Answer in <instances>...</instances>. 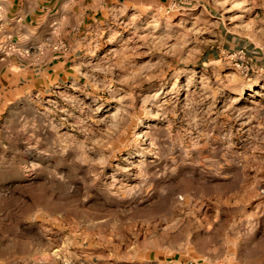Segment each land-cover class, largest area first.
<instances>
[{
	"label": "rangeland",
	"instance_id": "rangeland-1",
	"mask_svg": "<svg viewBox=\"0 0 264 264\" xmlns=\"http://www.w3.org/2000/svg\"><path fill=\"white\" fill-rule=\"evenodd\" d=\"M78 47L75 78L0 83V264L264 251V0L115 10Z\"/></svg>",
	"mask_w": 264,
	"mask_h": 264
},
{
	"label": "crops",
	"instance_id": "crops-1",
	"mask_svg": "<svg viewBox=\"0 0 264 264\" xmlns=\"http://www.w3.org/2000/svg\"><path fill=\"white\" fill-rule=\"evenodd\" d=\"M176 0H0V83L14 95L63 83L76 77L79 41L88 27L102 22L115 10L168 8ZM15 44L16 51L8 46ZM59 46L58 48H55ZM29 49L30 53L19 52ZM264 227H256V230ZM210 244L169 256V264H264V251L240 247L226 257ZM165 258V257H164ZM167 258V256H166Z\"/></svg>",
	"mask_w": 264,
	"mask_h": 264
},
{
	"label": "built area",
	"instance_id": "built-area-1",
	"mask_svg": "<svg viewBox=\"0 0 264 264\" xmlns=\"http://www.w3.org/2000/svg\"><path fill=\"white\" fill-rule=\"evenodd\" d=\"M58 47L59 46H57L55 48H58ZM16 49H17V47H16L15 44H12V45L8 46V50L9 51H16ZM29 53H30V50L29 49H26V50H23V51L19 52V54H21V55H27Z\"/></svg>",
	"mask_w": 264,
	"mask_h": 264
}]
</instances>
